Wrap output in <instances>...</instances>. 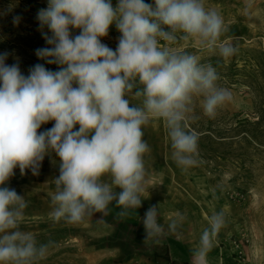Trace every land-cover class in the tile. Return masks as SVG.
Wrapping results in <instances>:
<instances>
[{
  "label": "clouds",
  "instance_id": "clouds-1",
  "mask_svg": "<svg viewBox=\"0 0 264 264\" xmlns=\"http://www.w3.org/2000/svg\"><path fill=\"white\" fill-rule=\"evenodd\" d=\"M37 19L50 47L36 55L58 71L37 64L25 76L18 63L6 64L8 53L0 54V264H38L52 244H38L31 232L20 230L27 203L7 186L17 168L22 176L28 170L39 175L46 156L58 158L54 221L79 224L97 213L108 215L113 202L125 218L142 207L148 191L144 157L150 147L143 128L162 121L171 157L187 171L199 165V136L191 128L197 102L214 118L232 100L211 63L171 47L194 41L199 51L224 60L237 53L221 39L228 30L224 18L206 0H118L115 6L112 0H48ZM113 24L120 33L115 50L102 43ZM137 81L142 88L134 97L142 98V106L126 98ZM49 122L50 129L39 131ZM157 217L153 205L142 218L148 239L164 231ZM207 221L192 264H206L225 214L215 212ZM176 227L170 221V231Z\"/></svg>",
  "mask_w": 264,
  "mask_h": 264
},
{
  "label": "rangeland",
  "instance_id": "rangeland-1",
  "mask_svg": "<svg viewBox=\"0 0 264 264\" xmlns=\"http://www.w3.org/2000/svg\"><path fill=\"white\" fill-rule=\"evenodd\" d=\"M117 2L112 0L113 6ZM47 4L48 0H0V54L8 53L6 64L18 63L25 76L37 64L59 70L36 55L37 49L50 47L37 19ZM206 6L221 13L228 29L221 39L238 51L224 60L218 53L199 51L194 41L171 45L199 55L201 63H211L219 75L218 85L232 93V100L214 118L205 116L197 102L191 128L199 136V165L187 171L178 167L164 123L153 120L143 128L150 152L144 157L148 191L142 207L120 218L121 209L113 202L108 215L97 213L79 224L50 216L54 179L59 175L54 153L45 157L39 175L28 170L22 176L17 168L7 186L27 203L20 230L31 232L38 244L52 242L47 258L38 264H192V250L208 227L207 217L221 210L225 227L206 264H264V0H206ZM14 17H20L18 23H13ZM43 32L51 35L47 28ZM119 36L113 24L102 43L115 50ZM135 86L142 88L138 81ZM134 93L126 98L142 106V98ZM153 205L164 231L148 239L142 218ZM177 213L185 217L183 221ZM173 220L174 233L169 229Z\"/></svg>",
  "mask_w": 264,
  "mask_h": 264
},
{
  "label": "trees",
  "instance_id": "trees-1",
  "mask_svg": "<svg viewBox=\"0 0 264 264\" xmlns=\"http://www.w3.org/2000/svg\"><path fill=\"white\" fill-rule=\"evenodd\" d=\"M48 66H50V65H48ZM49 68H51V67H49ZM48 70H50L51 71V69H48ZM54 70V69H53ZM56 70H58V69H56ZM53 72H55V71H53ZM138 90V87H136V86H134V88H133V92H136ZM199 148H200V146L198 145V150H199ZM168 259H169V257H167Z\"/></svg>",
  "mask_w": 264,
  "mask_h": 264
}]
</instances>
